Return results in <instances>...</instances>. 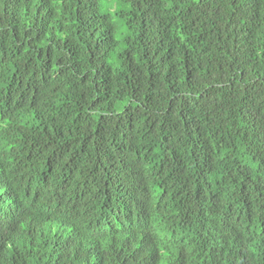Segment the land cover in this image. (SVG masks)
<instances>
[{"label":"trees","instance_id":"16d2710c","mask_svg":"<svg viewBox=\"0 0 264 264\" xmlns=\"http://www.w3.org/2000/svg\"><path fill=\"white\" fill-rule=\"evenodd\" d=\"M0 264H264V0H0Z\"/></svg>","mask_w":264,"mask_h":264},{"label":"rangeland","instance_id":"374dc122","mask_svg":"<svg viewBox=\"0 0 264 264\" xmlns=\"http://www.w3.org/2000/svg\"><path fill=\"white\" fill-rule=\"evenodd\" d=\"M116 6H115V4L113 3H109V5H105V6H103V9L104 10H106V11H110V12H112V8L114 9Z\"/></svg>","mask_w":264,"mask_h":264}]
</instances>
